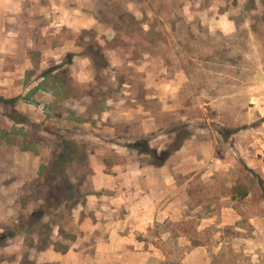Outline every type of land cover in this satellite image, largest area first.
I'll list each match as a JSON object with an SVG mask.
<instances>
[{"label": "rangeland", "instance_id": "374dc122", "mask_svg": "<svg viewBox=\"0 0 264 264\" xmlns=\"http://www.w3.org/2000/svg\"><path fill=\"white\" fill-rule=\"evenodd\" d=\"M14 1L0 17V264L67 248L99 168L153 158L112 144L175 147L185 131L212 148L209 168L187 169L185 231L234 207L245 231L221 245L206 229L208 264H264V0ZM146 117L168 136H142ZM238 182L244 201L228 199Z\"/></svg>", "mask_w": 264, "mask_h": 264}, {"label": "crops", "instance_id": "0c3cea01", "mask_svg": "<svg viewBox=\"0 0 264 264\" xmlns=\"http://www.w3.org/2000/svg\"><path fill=\"white\" fill-rule=\"evenodd\" d=\"M12 2L0 0V17L3 10L8 12ZM143 128L141 135H151L154 140L168 136L158 130L152 117L144 119ZM139 137L130 138L122 146L120 143L112 146L118 148L117 152L127 154L131 149H140L132 147ZM210 143L193 135L186 138L167 160L153 156L142 164L128 157L124 162L99 168L94 191L87 196L86 204L75 211L78 235L67 248L52 244L32 253L29 260L33 264H208L210 255L206 243L201 241L206 229L213 231L210 240L219 238L221 245L225 243L221 238L224 229L234 226L235 230L245 231L230 220L231 215L236 217L238 214L231 206L222 207L220 221L216 207H207L208 216L198 223L195 235L185 231L188 208L184 203L185 190L193 180L191 176L186 180L190 174L187 169L211 166L206 160L212 151ZM146 146L157 155L170 148L166 141H160V144L148 141ZM141 155L152 156L143 152ZM177 156H180L178 161L172 162L171 159ZM223 163L224 160L217 158L214 164L223 166ZM208 174L204 169L203 177L210 176ZM228 199L232 200V195ZM203 209L199 205L193 212ZM186 247L191 250L186 251ZM17 263L20 264V259Z\"/></svg>", "mask_w": 264, "mask_h": 264}, {"label": "trees", "instance_id": "16d2710c", "mask_svg": "<svg viewBox=\"0 0 264 264\" xmlns=\"http://www.w3.org/2000/svg\"><path fill=\"white\" fill-rule=\"evenodd\" d=\"M7 103H12L11 107L14 109V104H13L14 102L13 101L9 100V101H7ZM9 118L16 123L23 122V119H20L19 115H17V112L13 111V110H12L11 114L9 115ZM184 134H185L184 137H181V135H179L178 137H176V140H183V139L187 138L188 136H190V133H186V131ZM182 142L183 141H181L175 147H170L167 152H163L161 155H157L156 153H153L152 151H150V149L146 146L147 141L143 140V139H138L137 143L132 145V147H135V148L139 147L140 149H138V150H140L143 153H150V154H152V156H154V158H156L158 160H167L173 152H175L176 150H178L182 146ZM231 195H232L233 200L244 201L245 199H247L249 197L250 189H249L247 184L242 183V182H238L232 187ZM262 198L264 199V193L262 194Z\"/></svg>", "mask_w": 264, "mask_h": 264}]
</instances>
